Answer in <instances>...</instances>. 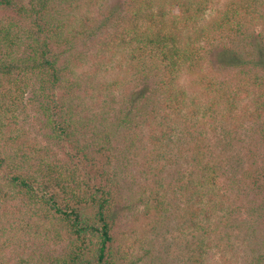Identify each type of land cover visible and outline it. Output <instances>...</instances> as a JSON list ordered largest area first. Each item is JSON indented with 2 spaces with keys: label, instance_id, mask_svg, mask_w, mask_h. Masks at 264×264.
I'll return each instance as SVG.
<instances>
[{
  "label": "trees",
  "instance_id": "16d2710c",
  "mask_svg": "<svg viewBox=\"0 0 264 264\" xmlns=\"http://www.w3.org/2000/svg\"><path fill=\"white\" fill-rule=\"evenodd\" d=\"M0 264H264V0H0Z\"/></svg>",
  "mask_w": 264,
  "mask_h": 264
},
{
  "label": "rangeland",
  "instance_id": "374dc122",
  "mask_svg": "<svg viewBox=\"0 0 264 264\" xmlns=\"http://www.w3.org/2000/svg\"><path fill=\"white\" fill-rule=\"evenodd\" d=\"M131 214V213H130ZM125 223H126V221H125ZM168 236H170V234L168 235ZM156 245L158 246V248L160 247V242H156ZM161 245H162V243H161Z\"/></svg>",
  "mask_w": 264,
  "mask_h": 264
}]
</instances>
